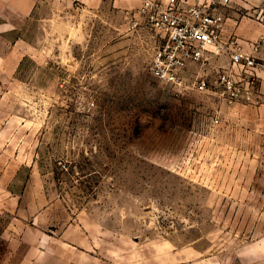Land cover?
<instances>
[{"label":"rangeland","instance_id":"rangeland-1","mask_svg":"<svg viewBox=\"0 0 264 264\" xmlns=\"http://www.w3.org/2000/svg\"><path fill=\"white\" fill-rule=\"evenodd\" d=\"M27 2L0 0V264H264V70L208 53L182 90L137 11Z\"/></svg>","mask_w":264,"mask_h":264},{"label":"built area","instance_id":"built-area-1","mask_svg":"<svg viewBox=\"0 0 264 264\" xmlns=\"http://www.w3.org/2000/svg\"><path fill=\"white\" fill-rule=\"evenodd\" d=\"M232 2L233 0H143L137 13L143 18V25L152 29L158 40L150 67L152 73L161 81L174 84L182 90L205 89V80L187 79L183 73L190 63L203 60L208 53L218 54L226 49L225 10ZM260 46L256 43L252 46V52L246 53L235 45L230 49L233 63L245 65L255 72L264 70V63L257 61L255 56ZM218 81L223 86L224 93L232 99L252 97L254 78L241 86L230 72H222Z\"/></svg>","mask_w":264,"mask_h":264},{"label":"crops","instance_id":"crops-1","mask_svg":"<svg viewBox=\"0 0 264 264\" xmlns=\"http://www.w3.org/2000/svg\"><path fill=\"white\" fill-rule=\"evenodd\" d=\"M106 3L122 12H133L142 6L143 0H85L81 7L96 11L101 4ZM27 4L29 5L27 9L19 10L23 12L33 11L37 0H28ZM225 19L224 40L226 45L229 44L226 49L230 50L237 45L243 52L250 53L253 50L252 46L259 43L261 46L255 55L264 60V0H233L232 4L225 10ZM231 41L234 43H230ZM190 65L191 63L187 70ZM235 107L238 109L243 105L237 104ZM245 121H251V124L253 122L252 119H245ZM230 122L227 120V124ZM238 122L242 121L237 118L233 121L236 127L239 125Z\"/></svg>","mask_w":264,"mask_h":264}]
</instances>
